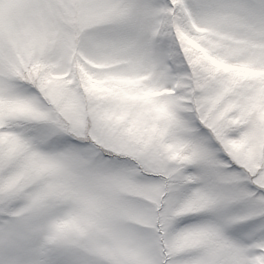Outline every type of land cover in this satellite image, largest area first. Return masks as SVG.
<instances>
[{
    "label": "snow or ice",
    "instance_id": "6c2138e0",
    "mask_svg": "<svg viewBox=\"0 0 264 264\" xmlns=\"http://www.w3.org/2000/svg\"><path fill=\"white\" fill-rule=\"evenodd\" d=\"M0 264H264V0H0Z\"/></svg>",
    "mask_w": 264,
    "mask_h": 264
}]
</instances>
